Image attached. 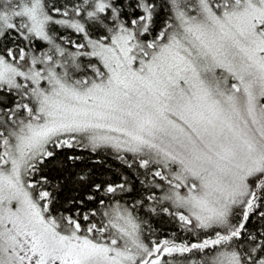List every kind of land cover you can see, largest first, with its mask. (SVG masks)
I'll use <instances>...</instances> for the list:
<instances>
[{
  "label": "snow or ice",
  "instance_id": "6c2138e0",
  "mask_svg": "<svg viewBox=\"0 0 264 264\" xmlns=\"http://www.w3.org/2000/svg\"><path fill=\"white\" fill-rule=\"evenodd\" d=\"M0 264H264V0H0Z\"/></svg>",
  "mask_w": 264,
  "mask_h": 264
},
{
  "label": "trees",
  "instance_id": "16d2710c",
  "mask_svg": "<svg viewBox=\"0 0 264 264\" xmlns=\"http://www.w3.org/2000/svg\"><path fill=\"white\" fill-rule=\"evenodd\" d=\"M104 161H105V166L104 167H98L96 169L97 172H110V171L118 170V167H119V162L118 161H116L113 158L108 157V156L104 157ZM154 223H157V222L154 221ZM158 226H161V225L158 223ZM162 227L171 229L174 226L173 225H169V224H163Z\"/></svg>",
  "mask_w": 264,
  "mask_h": 264
}]
</instances>
